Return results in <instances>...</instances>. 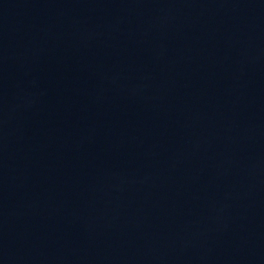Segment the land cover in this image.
Segmentation results:
<instances>
[{"label":"water","instance_id":"1","mask_svg":"<svg viewBox=\"0 0 264 264\" xmlns=\"http://www.w3.org/2000/svg\"><path fill=\"white\" fill-rule=\"evenodd\" d=\"M0 264H264V0H0Z\"/></svg>","mask_w":264,"mask_h":264}]
</instances>
